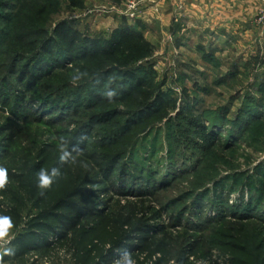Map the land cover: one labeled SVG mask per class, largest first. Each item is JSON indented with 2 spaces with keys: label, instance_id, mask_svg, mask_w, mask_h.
I'll use <instances>...</instances> for the list:
<instances>
[{
  "label": "rangeland",
  "instance_id": "obj_1",
  "mask_svg": "<svg viewBox=\"0 0 264 264\" xmlns=\"http://www.w3.org/2000/svg\"><path fill=\"white\" fill-rule=\"evenodd\" d=\"M183 12L175 0H45L32 14L50 31L62 21L93 38L108 39L126 25L141 31L156 52L139 72L174 100L176 108L165 118L155 116L151 109L141 111L134 97L119 107L128 113L122 117L106 115L96 107H82L74 115L69 108L60 122L62 114L48 112L58 111L64 105L62 97L78 89L71 73L63 70L33 87L19 85L16 77L7 84L1 77L0 127L12 126L17 132L28 126L38 149L49 147L50 158L66 148L63 140L70 132L85 130L86 150L106 154L115 168L116 184L106 183L108 189H103L100 200L110 196L139 200L132 195L149 191L154 196L148 205L161 211L165 207L162 222L179 240L175 252L188 235L201 234L204 248L215 243V258L226 245L235 244L262 253L264 259V86L255 85L264 80L257 73L259 64L264 65V39L254 26L255 16L252 27H246L248 22L238 29L229 27L237 34L231 33L233 39L227 42L213 40L205 29H199L200 34L191 31L180 25L184 20L176 23V14ZM8 32L0 10V59L5 58L2 47ZM252 34L260 46L258 52L250 41ZM37 69L33 63L29 72ZM123 77L113 76L116 89ZM79 88V94L88 95V90ZM46 95L48 102L56 104L48 106ZM21 103L28 107L19 118L14 108ZM45 106L53 109L43 113ZM203 127L210 138L203 135ZM12 236L10 231L9 242ZM113 239V233L104 231L90 234L87 242L99 256ZM190 260L208 264L203 255ZM133 261L139 264L138 256ZM40 264L52 263L44 259ZM163 264H176V260Z\"/></svg>",
  "mask_w": 264,
  "mask_h": 264
},
{
  "label": "trees",
  "instance_id": "obj_2",
  "mask_svg": "<svg viewBox=\"0 0 264 264\" xmlns=\"http://www.w3.org/2000/svg\"><path fill=\"white\" fill-rule=\"evenodd\" d=\"M44 1L0 0L2 17L9 30L2 47L5 58L0 59L3 68L0 78L5 77V83L16 77L19 85L33 87L58 71L71 73L78 89L62 97L64 105H59L58 111L52 110L53 107L43 108V113L52 110L48 112L51 116L62 114L58 116L60 122L66 118L69 108L74 115L82 112V107H96L106 115L122 117L128 113L119 107L134 97L139 100L141 111L151 109L155 116L165 118L176 108L174 100L139 72L156 52V46L141 31L126 25L114 30L108 39L93 38L67 21L58 23L50 31L32 14ZM77 6L82 8L83 4ZM24 61L26 64L21 65ZM33 63L39 72H29ZM115 73L124 75L118 89L116 82L111 81ZM79 87L88 90V95L79 94ZM109 93L115 95L109 97ZM46 97L48 106L56 104L48 102ZM27 107L21 103L14 111L20 118ZM197 120L201 122L199 117ZM200 130L206 138L211 137L205 127ZM84 133L85 130L70 132L63 140L71 155L61 165L58 160L62 153L48 157L49 147L38 149L28 126L17 132L12 126L0 127V166L8 170L9 177L6 188L0 190V215L13 219V236L7 247L15 250V255L3 257L4 263L40 264L45 259L52 264H113L127 251L132 260L138 256L139 264L153 261V264H163L170 259L176 260V264H192L191 257L199 259L202 255L208 264H264L262 253L247 251L235 244L226 245L215 258L212 250L215 243L204 248L201 234L188 235L175 252L179 240L162 222L165 207L161 211L148 205L154 196L149 191L125 194L137 196L139 200H115L112 196L100 200L101 192L108 187L106 183L116 184L115 168L106 154L86 150ZM52 167H59L63 175L55 178L51 188L41 196L36 186L37 173L41 168ZM104 231L113 233L114 239L109 241L106 250L95 256V248L90 247L87 237ZM161 253L163 256L157 259Z\"/></svg>",
  "mask_w": 264,
  "mask_h": 264
},
{
  "label": "crops",
  "instance_id": "obj_3",
  "mask_svg": "<svg viewBox=\"0 0 264 264\" xmlns=\"http://www.w3.org/2000/svg\"><path fill=\"white\" fill-rule=\"evenodd\" d=\"M175 4L177 7L182 6L185 9V13L176 14V23L184 20V24L180 22V25H187L192 29L191 31L200 34L199 29H205L213 40L225 38L227 42H231L233 39L231 33L237 34V30H231L229 27L238 29L243 27L244 22H248L246 27H252L250 21L255 16H253L255 9L258 8L256 0H175ZM247 32L251 35L250 29ZM256 40L252 34L251 43H256ZM255 48L258 52L260 48L258 42ZM219 52L217 51L216 54ZM259 65L261 66V64ZM260 66L257 67V73L264 76V65ZM255 85L264 86V80L260 83L258 81Z\"/></svg>",
  "mask_w": 264,
  "mask_h": 264
},
{
  "label": "clouds",
  "instance_id": "obj_4",
  "mask_svg": "<svg viewBox=\"0 0 264 264\" xmlns=\"http://www.w3.org/2000/svg\"><path fill=\"white\" fill-rule=\"evenodd\" d=\"M109 97L115 95V93H109ZM111 102V100H110ZM62 154L59 155L58 163L63 165L67 163L70 153L66 151L65 148H61ZM63 174L59 167H52L50 170L46 168H41L37 173V188L40 190V195L43 196L45 190L51 188L54 179L61 177ZM8 170L0 166V190H4L8 184ZM14 227V222L9 215H0V247L7 245L9 243L8 237L10 231ZM15 255V250L11 247H3V252L0 253V264H4L3 257ZM114 264H135L132 260L130 253L124 251L120 259L116 260Z\"/></svg>",
  "mask_w": 264,
  "mask_h": 264
},
{
  "label": "built area",
  "instance_id": "obj_5",
  "mask_svg": "<svg viewBox=\"0 0 264 264\" xmlns=\"http://www.w3.org/2000/svg\"><path fill=\"white\" fill-rule=\"evenodd\" d=\"M256 1L258 4V10L253 23L255 28L259 30V35L261 38L264 39V0Z\"/></svg>",
  "mask_w": 264,
  "mask_h": 264
}]
</instances>
